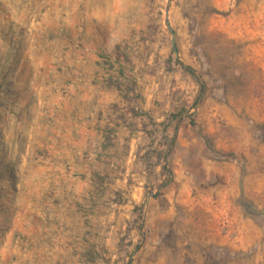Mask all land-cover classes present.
Listing matches in <instances>:
<instances>
[{
  "label": "rangeland",
  "instance_id": "rangeland-1",
  "mask_svg": "<svg viewBox=\"0 0 264 264\" xmlns=\"http://www.w3.org/2000/svg\"><path fill=\"white\" fill-rule=\"evenodd\" d=\"M0 264H264V0H0Z\"/></svg>",
  "mask_w": 264,
  "mask_h": 264
},
{
  "label": "crops",
  "instance_id": "crops-1",
  "mask_svg": "<svg viewBox=\"0 0 264 264\" xmlns=\"http://www.w3.org/2000/svg\"><path fill=\"white\" fill-rule=\"evenodd\" d=\"M108 17L109 16L107 15V13L105 15L104 13L102 14L98 13L94 16V19L91 15L84 17V21L86 22V25L83 29L80 28V33L78 29L75 28L76 27L75 18L68 17L66 19L64 18L58 19L57 24H59V22L61 24L59 26L58 25L56 26V19H54V17H51L50 19H48V21L46 22L43 21L42 22L43 24H41L42 25L41 30L43 31L42 33L45 34L46 37L44 42H41V44L37 45L38 49L51 52V55H49L50 64L59 62L60 64L63 65L81 67L82 71L80 76H82V79L80 81L82 83L86 82L90 79L89 68H91V65L89 64L96 62L97 58L92 56L91 53L93 50L92 48L85 47L83 43H80L81 47L76 49L77 45L72 41L77 39L78 36L81 34H92L94 32L90 27L91 25L90 23H92L91 22L92 20H106L108 19ZM63 19L65 20L64 22ZM61 25L63 26L61 27ZM52 36H56V37L52 39ZM85 37L82 38L81 42H83ZM62 52H64V55H61ZM71 72L73 74L75 71L71 70ZM66 75L68 76V73ZM83 87L85 88V86ZM88 89H90V87H88ZM92 96L93 95L82 93L81 99L87 101L90 98H92Z\"/></svg>",
  "mask_w": 264,
  "mask_h": 264
},
{
  "label": "trees",
  "instance_id": "trees-1",
  "mask_svg": "<svg viewBox=\"0 0 264 264\" xmlns=\"http://www.w3.org/2000/svg\"><path fill=\"white\" fill-rule=\"evenodd\" d=\"M178 64H180L183 67V69L186 70L187 72H189L191 75H193V76L195 75L193 69H191L190 67H187V66L182 65L180 62H178ZM114 83L115 82H112L110 84L113 85Z\"/></svg>",
  "mask_w": 264,
  "mask_h": 264
},
{
  "label": "water",
  "instance_id": "water-1",
  "mask_svg": "<svg viewBox=\"0 0 264 264\" xmlns=\"http://www.w3.org/2000/svg\"><path fill=\"white\" fill-rule=\"evenodd\" d=\"M172 47H173V49H174V51L176 50V48H175V45H174V42H173V40H172Z\"/></svg>",
  "mask_w": 264,
  "mask_h": 264
}]
</instances>
